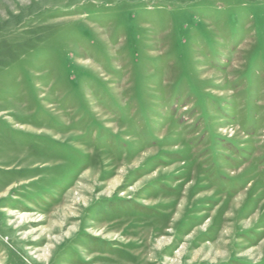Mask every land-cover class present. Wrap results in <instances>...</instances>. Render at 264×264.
<instances>
[{
	"label": "rangeland",
	"instance_id": "1",
	"mask_svg": "<svg viewBox=\"0 0 264 264\" xmlns=\"http://www.w3.org/2000/svg\"><path fill=\"white\" fill-rule=\"evenodd\" d=\"M0 264H264V0H0Z\"/></svg>",
	"mask_w": 264,
	"mask_h": 264
}]
</instances>
